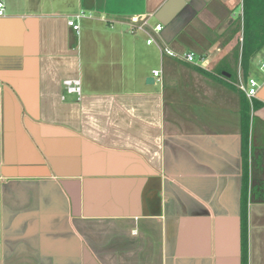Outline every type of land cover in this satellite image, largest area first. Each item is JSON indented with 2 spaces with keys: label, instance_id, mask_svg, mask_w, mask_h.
Listing matches in <instances>:
<instances>
[{
  "label": "crops",
  "instance_id": "obj_1",
  "mask_svg": "<svg viewBox=\"0 0 264 264\" xmlns=\"http://www.w3.org/2000/svg\"><path fill=\"white\" fill-rule=\"evenodd\" d=\"M3 1L0 264H242L243 202L264 264V79L245 132L237 89L161 52L218 76L241 0Z\"/></svg>",
  "mask_w": 264,
  "mask_h": 264
},
{
  "label": "trees",
  "instance_id": "obj_2",
  "mask_svg": "<svg viewBox=\"0 0 264 264\" xmlns=\"http://www.w3.org/2000/svg\"><path fill=\"white\" fill-rule=\"evenodd\" d=\"M241 14L236 21L229 26L230 38L236 37V45L233 47V57L239 60L241 66V74L244 78L249 76V66L252 60L264 49V0H241ZM200 72L211 76L212 78L225 82L229 87L236 89L231 81L236 79L235 72L231 64H227L221 60L215 66V72L218 76L211 75L205 70L196 67ZM228 74V76H226ZM228 81V82H227ZM241 98V120L242 131L247 130L248 115L250 111L259 104L256 99L248 100L243 93ZM245 117L247 120H245ZM241 260L242 264H246L247 260V225L246 210L243 202L241 210Z\"/></svg>",
  "mask_w": 264,
  "mask_h": 264
},
{
  "label": "built area",
  "instance_id": "obj_3",
  "mask_svg": "<svg viewBox=\"0 0 264 264\" xmlns=\"http://www.w3.org/2000/svg\"><path fill=\"white\" fill-rule=\"evenodd\" d=\"M4 14V1L0 0V16ZM82 17V13L74 14L72 16H69L66 19V24L69 26L74 32H79V19ZM131 23H133L132 29L134 30H143L144 27L147 25V21L145 17L142 18H136L131 19ZM155 31L161 30V25L156 24L154 26ZM152 39H148L147 43H151ZM162 54L170 56L174 59H177L179 61L187 62L193 65H196L200 68H207V62L204 58H197L194 52H182L178 53L175 52L168 47H163L161 49ZM260 69H264V61H261L259 65ZM154 77L160 76L159 70H153L152 71ZM63 86L65 88V91L67 93H80V83L78 79H64L63 80ZM231 84L241 93L244 94V96L251 100L257 96V91L259 89V82L249 75L247 78H244L240 72L237 73L236 79L234 81H231Z\"/></svg>",
  "mask_w": 264,
  "mask_h": 264
},
{
  "label": "rangeland",
  "instance_id": "obj_4",
  "mask_svg": "<svg viewBox=\"0 0 264 264\" xmlns=\"http://www.w3.org/2000/svg\"><path fill=\"white\" fill-rule=\"evenodd\" d=\"M235 0H230V3H234ZM233 9H232V13L234 15H238L239 12H240V6L237 5V4H233ZM195 11L191 10L188 12L187 15H185V12H183V15H182V18L180 20V25L179 24H175L173 23L172 21V18L170 17V15L165 16V13H164V18L160 21L162 27H163V33H167L169 36L177 31V29L184 23V22H187V18H190L192 16V14H194ZM155 18L152 19L151 23L154 24L155 23ZM229 30V28H228ZM227 30V31H228ZM229 32V31H228ZM236 40L235 38L231 40V44L230 46L228 47V51L225 50V53L228 52L227 56H228V59L230 61V64L235 72V75L237 76V73L240 72L241 73V66H240V63H239V60H236L233 56V47L236 45ZM223 50L221 51L220 54H223ZM261 61H264V49L252 60V62L250 63V66H249V75H251L252 77H254L258 82H260L261 80L264 79V69H260L259 68V65L261 63ZM215 62V61H212V63ZM211 63V64H212ZM214 65V64H213ZM212 65V66H213Z\"/></svg>",
  "mask_w": 264,
  "mask_h": 264
},
{
  "label": "water",
  "instance_id": "obj_5",
  "mask_svg": "<svg viewBox=\"0 0 264 264\" xmlns=\"http://www.w3.org/2000/svg\"><path fill=\"white\" fill-rule=\"evenodd\" d=\"M226 76H228V74H226ZM146 81H147V82H152V81H153V77H148V78L146 79Z\"/></svg>",
  "mask_w": 264,
  "mask_h": 264
}]
</instances>
